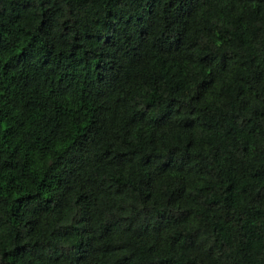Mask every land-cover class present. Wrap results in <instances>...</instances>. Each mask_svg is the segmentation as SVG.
<instances>
[{"label": "trees", "instance_id": "16d2710c", "mask_svg": "<svg viewBox=\"0 0 264 264\" xmlns=\"http://www.w3.org/2000/svg\"><path fill=\"white\" fill-rule=\"evenodd\" d=\"M0 264H264V0H0Z\"/></svg>", "mask_w": 264, "mask_h": 264}]
</instances>
